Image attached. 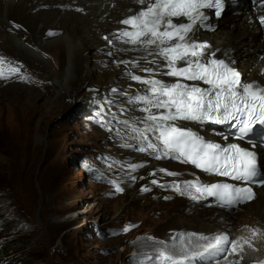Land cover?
Instances as JSON below:
<instances>
[{
    "label": "rangeland",
    "instance_id": "obj_1",
    "mask_svg": "<svg viewBox=\"0 0 264 264\" xmlns=\"http://www.w3.org/2000/svg\"><path fill=\"white\" fill-rule=\"evenodd\" d=\"M10 58L7 51L0 52V60L4 61L0 73L12 66ZM102 68L95 61L88 67L90 73ZM25 76L31 89L12 85L0 88V180L7 178L10 182L7 190L12 195L8 197V193L7 198L13 209H6L5 214L12 215L18 224L25 222L28 231L18 240H25L26 248L14 262L155 264L158 253L152 250L159 245V220L148 213L142 201L131 203L122 188L121 179L128 164L115 158V154L124 147H109L116 145L113 135L117 134L108 128L118 125L108 114L101 115L103 106L98 110L100 105L88 100L82 107L84 111L78 112L76 106L79 108L83 100H59L46 76L41 78L30 72ZM82 94L86 95L84 90ZM9 155H16L15 165ZM116 184L121 192L115 191ZM205 204L213 202L205 200ZM4 224L0 218V243L7 242ZM238 238H242L243 250L234 261L230 254L222 263L217 257L208 264H260L255 251H263L259 238L251 234H239L235 240ZM138 243L146 249L141 250Z\"/></svg>",
    "mask_w": 264,
    "mask_h": 264
},
{
    "label": "snow or ice",
    "instance_id": "obj_2",
    "mask_svg": "<svg viewBox=\"0 0 264 264\" xmlns=\"http://www.w3.org/2000/svg\"><path fill=\"white\" fill-rule=\"evenodd\" d=\"M255 2L264 9V0ZM137 3L141 7L119 22L125 27L112 37H104L110 49L141 53L133 59L118 60L117 64L128 69L126 75L131 81L143 86L134 95L118 92L126 97L125 104L131 108L124 106L110 111L112 121L119 127L108 130H115L125 138L124 147H133L157 160L191 164L206 174L226 177L242 185L186 181L173 186L181 195H189L193 200L212 199L226 207L251 201L255 194L250 185L264 186L256 153L238 143L222 145L207 141L187 126L189 123L227 126V135L218 133L224 140L231 135L253 148L257 140L264 144V84L242 82L232 67L234 61L207 52L209 45L197 37L200 30H211L212 25L207 22L210 17L221 16L224 0H137ZM259 23L264 25V15L259 17ZM118 44L127 47L120 48ZM137 71L143 75L136 74ZM11 72L15 74L18 69L13 67ZM137 167L131 165L130 169L135 171ZM159 172L169 177L179 175L167 169ZM151 183L159 184L156 179ZM115 191H122L119 184L115 185ZM259 232L260 229H251L253 237ZM192 235L198 241H208L197 245L203 251L186 254L179 261L161 251L156 259L161 264H185L217 257L226 259L243 250L242 238L230 240L227 234Z\"/></svg>",
    "mask_w": 264,
    "mask_h": 264
},
{
    "label": "bare ground",
    "instance_id": "obj_3",
    "mask_svg": "<svg viewBox=\"0 0 264 264\" xmlns=\"http://www.w3.org/2000/svg\"><path fill=\"white\" fill-rule=\"evenodd\" d=\"M140 7L137 0H0V52L7 51L12 57L8 59L12 66L0 73V88L12 85L31 89L32 84L25 76L30 72L41 78L46 76L55 87L59 100L64 97L71 102L83 100L79 108L78 104L76 106L78 112L84 111L82 107L88 100L100 105L98 110L103 106L101 115H109L110 111L116 112L124 106L131 108L125 104L126 97L114 94L112 90L134 95L143 86L131 81L126 75L128 69L117 64V61L133 59L141 53L110 49L104 37H112L123 29L125 26L119 22L133 15ZM226 18L228 16L224 15L221 24ZM205 37L202 42H206L208 38L212 41L211 51L220 46H231L240 70L245 74L251 72L257 61L260 38L253 37L251 41L249 30L239 24H235L234 29L224 25L214 34ZM252 42L256 43L255 47L251 46ZM118 47L127 46L118 44ZM47 49L52 51L46 52ZM110 51L113 55L108 54ZM91 61L100 63L104 68L98 73H90L88 67ZM13 67L18 69L15 74L11 72ZM136 74L143 75L138 71ZM252 74L255 75L256 71H252ZM164 79L171 81V78ZM82 90L86 95L82 94ZM109 117L111 119L110 115ZM188 127L201 136L213 135L214 140L225 141L215 130L203 129L201 125L194 123ZM113 138L116 145H109L111 149H117L126 142L125 138L118 135H113ZM210 138L207 139L211 141ZM258 151L262 153L264 168V151ZM115 158L128 164L121 179L128 199L131 203L142 201L148 213L159 220V245L153 247V253L163 251L173 256L191 255L192 252L203 251L198 244L208 242L198 241L192 234L207 237L227 234L230 240H235L239 234L252 235L251 229H260L255 237L259 238L263 251L259 248L255 251L261 258L260 264H264V188L257 190L255 200L240 207L241 211L229 212L221 209L215 202L208 205L204 199L193 200L189 195H181L173 187L186 181L220 182L214 176H203L200 171L175 160H157L133 147H119ZM131 165L139 167L132 171ZM159 169L175 171L179 175L169 177L159 172ZM153 172L156 173L155 176L151 175ZM153 179L159 184H152ZM144 188L149 190L143 191ZM138 244L141 250L146 249L144 245ZM220 258L217 261L222 263L224 258ZM231 258L234 261L236 256L232 255ZM194 262L199 260L185 261L186 264ZM155 264L161 262L156 259ZM245 264L256 263L253 261Z\"/></svg>",
    "mask_w": 264,
    "mask_h": 264
},
{
    "label": "trees",
    "instance_id": "obj_4",
    "mask_svg": "<svg viewBox=\"0 0 264 264\" xmlns=\"http://www.w3.org/2000/svg\"><path fill=\"white\" fill-rule=\"evenodd\" d=\"M9 157H11L10 159L12 161V165H15L17 163L16 155H9ZM7 185L10 186V182L7 180V178L0 180V206L3 209L2 211H0V218L4 220V226L7 228L6 235L4 236V238H7V242L0 243V261H8L7 264H17L14 262L17 259V255L20 254V252L23 251L24 248H26V241L23 240V243H21L18 240H20L19 238L23 237L24 234L28 233V231L25 222H21L20 224H18L17 222H15V220L17 219L11 217L12 215L8 216L5 214L6 209L11 212L13 211L12 206L7 198V194L9 193L8 197H10L12 193L7 190ZM35 186L36 185L33 180L32 188L34 187L35 189ZM3 197H6V199L4 202H1ZM22 219L24 220V217H22ZM22 254L19 256H22Z\"/></svg>",
    "mask_w": 264,
    "mask_h": 264
},
{
    "label": "water",
    "instance_id": "obj_5",
    "mask_svg": "<svg viewBox=\"0 0 264 264\" xmlns=\"http://www.w3.org/2000/svg\"><path fill=\"white\" fill-rule=\"evenodd\" d=\"M205 126V125H204ZM208 201H211V199H208ZM37 222H39L40 223V220L38 219V221Z\"/></svg>",
    "mask_w": 264,
    "mask_h": 264
}]
</instances>
